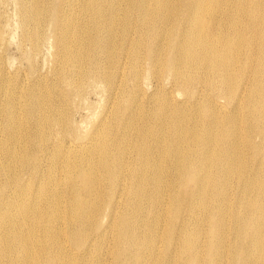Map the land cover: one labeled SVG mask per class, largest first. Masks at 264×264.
I'll return each instance as SVG.
<instances>
[{"label": "bare ground", "instance_id": "6f19581e", "mask_svg": "<svg viewBox=\"0 0 264 264\" xmlns=\"http://www.w3.org/2000/svg\"><path fill=\"white\" fill-rule=\"evenodd\" d=\"M7 3L0 264H264V0Z\"/></svg>", "mask_w": 264, "mask_h": 264}, {"label": "rangeland", "instance_id": "374dc122", "mask_svg": "<svg viewBox=\"0 0 264 264\" xmlns=\"http://www.w3.org/2000/svg\"><path fill=\"white\" fill-rule=\"evenodd\" d=\"M9 4H10V6H9ZM4 5H1L0 4V21H1V25L3 26V35H5L4 37H5V45L4 44H1V41H0V54H4L6 57H8V58H11L12 56V58L11 59H13V61H14V67H17V66H19V64H20V67L22 68V66H23V68L25 67L24 66V64H22V63H20L19 62V59H18V51H17V49H15V47H14V43L16 44V42H17V34H18V32L15 30V21H14V10H13V5L11 6V3H7V4H5V6L3 7ZM7 11V12H6ZM8 13L9 15H6V14ZM8 16V17H7ZM7 18H8V20H7ZM10 19V20H9ZM8 21V24L7 25H9L8 27H13V29L12 28H8L7 27V25H6V22ZM5 23V24H4ZM7 27V28H6ZM13 31V32H12ZM7 33V34H6ZM13 33V34H12ZM17 33V34H16ZM9 35H10V37H9ZM14 35V36H13ZM14 38H13V37ZM16 37V38H15ZM15 40V41H14ZM10 42V44H7V43H9ZM12 41V42H11ZM7 45H9V47L7 46ZM6 47H8L9 48V50H7V48ZM6 49V50H5ZM3 52V53H2ZM12 53V54H11ZM46 53V52H45ZM17 59V60H14L15 58ZM16 61V62H15ZM19 62V63H18ZM4 85H5V81H3V80H0V87H3L4 88ZM10 89V88H9ZM13 94H16V91L13 93ZM93 98V97H92ZM94 99V98H93Z\"/></svg>", "mask_w": 264, "mask_h": 264}]
</instances>
